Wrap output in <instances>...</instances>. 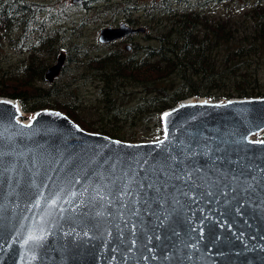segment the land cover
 <instances>
[{
	"label": "water",
	"instance_id": "water-1",
	"mask_svg": "<svg viewBox=\"0 0 264 264\" xmlns=\"http://www.w3.org/2000/svg\"><path fill=\"white\" fill-rule=\"evenodd\" d=\"M196 98L128 142L52 108L25 124L0 96V264H264V97Z\"/></svg>",
	"mask_w": 264,
	"mask_h": 264
},
{
	"label": "trees",
	"instance_id": "trees-1",
	"mask_svg": "<svg viewBox=\"0 0 264 264\" xmlns=\"http://www.w3.org/2000/svg\"><path fill=\"white\" fill-rule=\"evenodd\" d=\"M41 5L34 0H0V42L8 40L19 52L32 48L23 75L5 79L8 72L1 71L5 75H0V96L18 99L25 112L57 109L87 131L146 142L161 137V114L181 100L264 97V0L72 2L73 8L105 14L109 21L121 17L145 32L98 41L90 48L68 44L65 64L48 89L35 85L36 80L45 81L48 66L37 52L57 54L54 36L34 24ZM34 30L39 32L37 41L27 44ZM127 38L129 50L122 46ZM101 47L109 49L99 54ZM89 83L96 89L98 105L92 108L99 112L100 126L79 102L81 88Z\"/></svg>",
	"mask_w": 264,
	"mask_h": 264
},
{
	"label": "rangeland",
	"instance_id": "rangeland-1",
	"mask_svg": "<svg viewBox=\"0 0 264 264\" xmlns=\"http://www.w3.org/2000/svg\"><path fill=\"white\" fill-rule=\"evenodd\" d=\"M143 1H150V0H143ZM34 2L41 3V11L37 16V22L34 23L35 27L39 25L43 26L45 35L52 34L55 39V44L53 48L57 50V54L55 56L50 55V52L39 51L37 52L38 59L46 58L47 64H53L58 56L65 57L67 56L66 50L68 49V44L70 45L73 42L83 43L86 48H90V45L93 43L98 42V33L100 28L105 26H115L119 23L123 22L121 17L117 20L119 21H109L110 17L104 18L102 13H99L98 16H95L97 12L93 10L84 11L78 10L72 7V0H34ZM102 4V3H101ZM101 6V5H100ZM99 6V7H100ZM101 11V10H100ZM95 19V20H94ZM149 32V31H148ZM38 31H30L29 32V40L27 42L30 43L31 41L36 42L38 38ZM16 35L15 33L13 36ZM127 42L124 44H130L131 39L127 38ZM135 39L140 41L142 37L136 36ZM31 40V41H30ZM36 40V41H35ZM38 44H35L34 47L38 48ZM108 47H101L97 53L103 54V52L107 51ZM32 48L29 47L23 52L17 51L10 46L8 40H4L0 42V75L2 74V70H7V74L4 76L5 79L9 77L8 75H15V74H22V69L25 67L27 63L29 51ZM90 54L95 52L89 51ZM65 64V62L63 63ZM64 66V65H63ZM59 75V74H58ZM57 75V76H58ZM56 76V77H57ZM55 77V78H56ZM54 81V80H53ZM52 82V81H51ZM36 86H40L41 88L48 89L50 87V83L48 81H35ZM95 93L96 89L95 86L92 84H87V86H83L80 91L81 98L79 99L81 108L83 112L92 119H97L98 111L94 110L92 107H96L98 104L95 101ZM210 99L208 97H204ZM18 100V99H17ZM75 101V98L73 97ZM212 100V99H210ZM20 103V101L18 100ZM78 103V102H77ZM21 106V104H20ZM23 110V109H22ZM100 116V115H99ZM34 117V113H28L23 110V115L20 116L22 120H31ZM96 125H99L100 122L97 119ZM102 124V123H101ZM100 126V125H99ZM251 136L255 140H264V130L256 131L251 134Z\"/></svg>",
	"mask_w": 264,
	"mask_h": 264
},
{
	"label": "bare ground",
	"instance_id": "bare-ground-1",
	"mask_svg": "<svg viewBox=\"0 0 264 264\" xmlns=\"http://www.w3.org/2000/svg\"><path fill=\"white\" fill-rule=\"evenodd\" d=\"M6 99H2V101L7 102L8 104H10L16 111L17 113V119L19 121H22L25 124H29L31 122V120H22L20 118V116L23 115V110L22 107L20 106V103L17 100H14L13 98H9V97H5ZM197 101H201L203 102V100H198V98L196 97H192V98H188L186 100L183 101V103H196ZM249 140H255L251 135L248 136Z\"/></svg>",
	"mask_w": 264,
	"mask_h": 264
},
{
	"label": "flooded vegetation",
	"instance_id": "flooded-vegetation-1",
	"mask_svg": "<svg viewBox=\"0 0 264 264\" xmlns=\"http://www.w3.org/2000/svg\"><path fill=\"white\" fill-rule=\"evenodd\" d=\"M120 40H121V39H120ZM126 45H129V44H125V48H126ZM58 57H60V56H58ZM58 57H57V59H58ZM63 58H64V57H63ZM65 58H66V57H65ZM56 62H57V60H56L53 64L48 65V66L45 68V71H44V78H45V81H48L49 83H51V81L53 82V80H55V77L59 74V72H60L62 66L64 65V64H62V66L60 67V70H59L58 74L55 75L51 80L46 79V71H47V69H48L49 67H51L52 65H54ZM64 62H65V59H64L63 63H64Z\"/></svg>",
	"mask_w": 264,
	"mask_h": 264
},
{
	"label": "snow or ice",
	"instance_id": "snow-or-ice-1",
	"mask_svg": "<svg viewBox=\"0 0 264 264\" xmlns=\"http://www.w3.org/2000/svg\"><path fill=\"white\" fill-rule=\"evenodd\" d=\"M165 116H167V114H165ZM261 143H264V141H261ZM53 203H55V201H53ZM38 239H43V237H39Z\"/></svg>",
	"mask_w": 264,
	"mask_h": 264
}]
</instances>
